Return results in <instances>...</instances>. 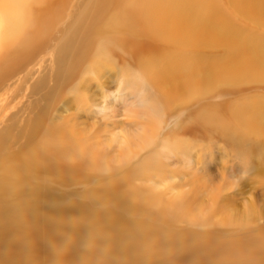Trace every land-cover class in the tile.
Wrapping results in <instances>:
<instances>
[{
    "label": "rangeland",
    "instance_id": "obj_1",
    "mask_svg": "<svg viewBox=\"0 0 264 264\" xmlns=\"http://www.w3.org/2000/svg\"><path fill=\"white\" fill-rule=\"evenodd\" d=\"M185 2L189 5L185 6L184 13L192 20H196L192 12L199 6L214 5L219 16L227 22L226 29L237 35L244 45L250 44L264 53V0H240L236 10L227 0ZM118 3V0H61L53 6L54 15L44 36L34 42L30 50L21 54L13 52L14 57L9 59V64L4 62V71L0 74V158L25 154L34 144L61 135L75 149L102 151L106 168L98 181L66 182L57 178L48 182L42 176V179H37L40 186H46L47 193L53 192L56 201L61 200L65 205L74 202L88 204L89 200L82 194L90 186L108 189L113 186L111 180L127 175L131 178L136 173L130 179L133 189L160 195L168 209L173 208L174 201L177 205V202L195 195L191 204L202 199L207 210L212 204L210 191L217 193L222 201L238 199L254 207L264 205V177L255 173L249 157H257L264 149V138L251 132L248 126V123L258 125L262 122L260 119H264V78H218L214 87L205 94L193 93L174 98L165 105L162 124L149 146L133 149L132 154H124L125 150L115 142L109 144L112 134L136 130L145 124L142 114L145 111L144 99L157 88L146 77L150 69L140 67L126 56L117 48V43L111 49L113 52L106 55L99 52L98 47L104 44L110 29L108 21L99 25V18L104 16V20H108V14L118 7ZM140 6L143 5L133 6L130 11L135 31L117 35L116 39L145 40L140 36L137 23L138 14L143 17L145 14ZM144 6L145 9L149 7ZM212 14L217 16L214 12ZM143 20L141 18L139 22ZM82 26L96 27L95 31L89 32V28L82 31ZM159 43L156 45L176 56L168 64L172 72L182 71L195 62L198 71L201 69L202 74H206L217 70L231 57L228 47L217 46L214 42H204L199 47ZM3 55L5 52L1 50L0 56ZM150 55L148 61L153 66L157 57L153 53ZM158 57L165 63L163 57ZM94 58L106 61L109 66L91 69L90 62ZM171 77L174 78L173 75ZM249 104L260 105L263 112L258 109L250 118L236 117ZM208 108L210 113L217 112L218 117L198 121L196 117ZM177 138L186 140L184 149L174 150L165 146L167 141ZM201 180L205 183L200 186ZM28 187L31 191L34 186ZM11 192L12 197L15 191ZM130 203L134 206L127 212L128 216L118 212V205L111 198L92 202L90 209L113 211L111 216L116 221L110 230L117 231L122 220L144 218L138 203ZM205 213L196 211L194 216L201 220ZM209 222L203 226L189 223L177 213L171 225H166V231L175 235L209 233L217 243L264 234V214L251 218L234 217L231 221L218 212ZM63 250V247L59 249ZM252 261L248 257L240 264H264ZM163 264L205 263L178 256L165 260Z\"/></svg>",
    "mask_w": 264,
    "mask_h": 264
},
{
    "label": "bare ground",
    "instance_id": "obj_2",
    "mask_svg": "<svg viewBox=\"0 0 264 264\" xmlns=\"http://www.w3.org/2000/svg\"><path fill=\"white\" fill-rule=\"evenodd\" d=\"M60 1L0 0V51L5 52V55L0 56V74L4 71V62L7 65L9 59L14 57L13 52L21 54L30 50L32 44L44 36L54 15L53 6ZM185 1L188 0H118V7L108 14V20H104V16L99 18V25L105 21L110 25L104 44L98 47L100 54L113 52L111 49L117 43V48L126 56L136 61L140 67L150 69L146 77L157 87L144 99L145 111L142 114L145 124L136 130L127 129L120 134L114 133L109 138V144L115 142L125 150L123 153L126 155L129 152L132 154L133 149L149 146L162 124L165 105L174 98L193 93L205 94L214 87L218 78H264V53L250 44L244 45L237 35L226 29L227 22L219 16L214 5L209 4L205 8L196 6L198 8L192 12V17H196V20H192L184 13L185 6L189 5ZM227 1L235 10L239 9L240 0ZM139 5H143L140 7H143L145 14L144 17L138 14V29L145 40L138 42L132 38L116 39L117 35L135 31L130 11L133 6ZM144 5L149 7L145 9ZM212 12L217 16H211ZM141 18L144 20L139 22ZM95 27L82 26L80 29L86 31L89 28V32H93ZM159 42L181 47L185 44L199 47L204 42H214L217 46L228 47L231 57L217 70L206 74H202L201 69L198 71L195 62L182 71L172 72L168 64L176 56L168 49L157 46ZM152 53L157 57L153 66L148 61ZM158 56L163 57L165 63ZM90 66L91 69L107 68L109 64L100 58H94ZM242 109L244 112L236 117L250 118L258 109L263 112L258 104H249ZM215 113L217 112L210 113L208 108L196 119L209 121L210 118L218 117ZM260 120V124L248 123V126L251 127V132L264 138V119ZM185 144V139L177 138L167 141L165 146L178 150L184 149ZM3 156L5 157L0 158V264H163L165 260L178 256L205 264H240L248 257H251L252 262L264 263V234L240 241L217 243L209 233L175 235L166 231V225H171L177 213L189 223L203 226L209 225V221L218 212L231 221L234 217L263 216L264 205L254 207L238 199L222 201L216 196L217 193L210 191L212 204L207 207L209 210H206L202 199L191 204L195 195L177 202V205L174 201L173 208L168 209L160 195L151 191L142 192L139 188L133 189L130 179L137 173L131 178L127 175L116 181L111 180L113 186L108 189L90 186L82 194L89 200L88 204L74 202L65 205L61 200L56 201L57 198L52 196L53 192L47 193L46 186H40L37 179L43 178L48 182H54L57 178L66 182L98 181L106 168L102 151L75 149L61 135L52 137L47 142L34 144L25 154ZM249 157L255 173L264 177V149L257 157ZM199 183L201 186L205 182L201 180ZM28 186L34 187L28 191ZM11 190L15 191L12 197ZM104 198L114 199L118 212L125 216H128L127 212L134 206L130 202L135 201L142 208L144 218L122 220L117 231L110 230V226L116 221L111 216L113 211L90 209L92 202ZM196 211L206 212L201 220L194 216ZM61 247L64 248L63 251H59Z\"/></svg>",
    "mask_w": 264,
    "mask_h": 264
}]
</instances>
